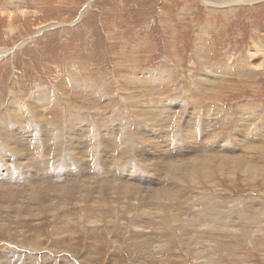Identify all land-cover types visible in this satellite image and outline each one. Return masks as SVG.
<instances>
[{"label": "rangeland", "instance_id": "1", "mask_svg": "<svg viewBox=\"0 0 264 264\" xmlns=\"http://www.w3.org/2000/svg\"><path fill=\"white\" fill-rule=\"evenodd\" d=\"M212 76L213 85L204 88L203 81ZM165 101L174 103L169 125L154 138L165 150L189 144L195 135L184 129L185 121L209 123L212 110L222 113L224 123L202 128L208 146L223 140L232 145L242 118L264 140V0H0V169H16L21 182L34 173L36 183L60 181L67 173L65 149L92 140L98 149L94 157L73 149L70 171L80 176H67L78 184L99 183L100 175L88 179L84 174L111 162L98 137L123 122L130 135L144 120L137 115L139 106L150 113ZM85 127L90 130L78 131ZM9 130L44 138L53 143L52 150L42 142L19 158L6 145ZM51 130L52 142L43 136ZM143 147L145 157L157 152ZM47 149L51 161L40 163L37 156ZM173 153L180 159L195 154L183 148ZM139 157L123 155L119 163L140 164ZM246 157L260 175L230 159L212 160L211 167L198 163L188 189L167 202L166 212L181 217L172 225L150 204L144 206L148 219L140 215L143 205L120 196L114 179L83 187L67 183L38 190L36 184L0 191V259L5 255L0 263L264 264V150ZM209 194L205 207L201 200ZM217 223L225 229L218 230ZM55 228L70 242L52 241Z\"/></svg>", "mask_w": 264, "mask_h": 264}, {"label": "bare ground", "instance_id": "2", "mask_svg": "<svg viewBox=\"0 0 264 264\" xmlns=\"http://www.w3.org/2000/svg\"><path fill=\"white\" fill-rule=\"evenodd\" d=\"M237 1H246V0H237ZM249 1H253V0H249ZM9 12H12V11H9ZM9 15L11 16L13 14L10 13ZM210 73L213 74L214 72H210ZM159 77H161V76H159ZM214 79L215 78L212 76L211 79L204 80L203 81L204 88L207 87V86L213 85ZM201 90H203L202 87L199 88V91H201ZM199 91H197V92H199ZM206 94H208V93H206ZM173 105H174L173 102H171V101H169V102L168 101H165L161 105H157L156 107H153V108H150V109L148 108L149 111H150V113L144 111L142 106H139L138 107V110H137L138 112L136 111L138 113L137 115L140 116L141 119H144V120H141V122L138 121L137 125L134 128H132V130L130 131V135H128V136H126L125 130L127 129V127L125 126L124 122H123V124L120 123L121 125L118 126V128H116V129H107V130L101 129V130H104L105 131V134L107 136L106 135H103L104 133H102L100 131V129H98V133H99V131L102 133V136L101 137H98V138H102L103 141H104V142H102V140H101V142L103 144L101 143L102 149H100V150L103 151V152H106L105 153L106 155H111V160H110L111 162L109 164H105L104 167H98L97 165H94L92 163L94 161L91 160L92 162H90V160H89V162L94 165L93 166V171H91V169L89 167L88 169H90V170H86L88 172L87 173L86 172L84 173V174H86V175L89 176L88 179H96V177L98 175H100L101 177H103V180H101L99 183H102V182H104L106 180H110L112 182L113 179H114V182H112V184L117 187L116 191H117V193L120 196H125V195L126 196H130L131 199H133V201H137V203H136L137 205H138V203L141 204V205H143V208L140 209V210H143L142 211L143 213L140 214V215H142L144 218L148 219V215H147L148 213H147L146 208L144 206H146V204H150L153 207H155L156 209H159V211L161 212V215L164 217V219L166 221H167V219L168 220L171 219V222H170L169 225L175 224L177 221H179L181 219V217H179L178 215H174V212H173V214L166 212L167 211L166 209L169 207L168 205L170 204L168 201H171V200H174V199L175 200L176 199L179 200L180 197L178 196V197L175 198V196L177 194H180V190L181 189L183 190V189H185V187H187V185H188V178H189L190 174H193V175L194 174H197V172L194 173L193 171H195L194 169L197 166L200 165V164L198 165V163L203 162V163H205V164H207V165L210 166L212 160H215L216 161V160H223V159L225 160V159H227V161H228L230 159V162L232 161L233 164H235V166L239 165L240 169H248L247 170V173L249 171L250 173L252 172V173H256V174L260 175V173H261L260 168L259 169H258V167L256 168L255 167L256 164L254 162L253 163L255 165L252 164L251 159L247 158L246 157V154H248V152H251V151H257V150L258 151L259 150L262 151V150H264V146L262 145L263 147H261V144H263L264 140H262L258 136V132L259 131L255 127L250 128L248 126L247 122L245 121V118L244 119L242 118L240 120L241 123H239L237 125L238 129L235 130V133L238 132V135L236 136L235 142L232 145H228V143L226 142V140H223L218 147H210V146H208L207 145L208 137L202 135V128H214L217 125H220V124H223L224 123V119L222 117V113H220V112H214L213 110L211 112H212V114H213L212 116H214V118L209 123L200 124L197 120H194V119H187L185 121V123H184V129L186 131H188V132H190V133H192V134L195 135V137L192 139L191 142H189V144H187L185 146L171 145L172 148H173L172 150H165L164 146H161V144L158 141L154 140V138L158 137L168 127V125H169V123H168V114H169L170 110L172 109ZM32 107H34V106H32ZM132 107H133V105H132ZM239 111H240V109H239ZM258 111H259V113L261 112L260 110H258ZM237 112H238V110H237ZM241 112L243 114V110L242 109H241ZM204 122H206V121H204ZM72 126H73V124H72ZM84 126L85 125H83V127ZM115 127H116V125H115ZM115 127L112 126L110 128H115ZM148 127H151L150 130L148 129ZM89 128H91V127H89ZM68 129H69V127L67 128L66 131L70 135V132H69ZM248 129H251L250 134L248 132ZM71 130L74 131V133H75V130L74 129L71 128ZM80 130L88 131L90 129H88V127L87 128L85 127V128H82V129H78V131H80ZM0 132H2V131L0 130ZM9 132H10V130H9ZM51 132H52V130L51 131H48V132H44L43 133V136H48V138L51 139L50 141L52 142V136H53V134ZM90 132H92V131H90ZM22 134H18V132L17 133L10 132L8 134V140L11 141V142H7V144H6L7 146H10V149H12L14 151L13 153H15L19 158H23L22 155L23 156L24 155H30V153H33V152L37 151L38 149H40L39 147L42 144V142H43V144L48 142L44 138H39V137L37 138L36 136H30V135H27V134L22 135ZM68 138H70V137H68ZM90 138H91V136H90ZM128 138L131 140L130 142L128 141ZM72 139H73V137H72ZM78 139H79V141H82L80 138H78ZM88 139H89V137H88ZM198 139H200V141L197 143ZM93 140H94V138H93ZM203 142H204V144H203ZM79 144L83 145V147L81 145H79ZM79 144H77V143L73 144L72 143V145H73L72 147H68V148L65 149V151H64L65 154L63 156V159L66 160L67 163L64 164V168L63 169L64 170H67L66 171L67 173L65 175H63V177H59V179H61L60 181L57 180V179L51 180L50 177H46V179L50 178V181H46L45 180V182L36 183V181H35L36 180L35 179L36 173H34V175H29V176L28 175L27 176H24L23 175L24 178H23V181L21 182V180H19L18 177H19V175H22V174H16V169H12V167L8 169L7 168L8 166L6 165V167L3 166L6 169H4V168H3L4 170H2V168L0 169V191L1 192H7L10 189H20V188L21 189H24L25 187L36 186V184H39L40 185L39 187L37 186V189L38 190L43 189L44 186H50V187H53V185L54 186L55 185L61 186V185H66L67 183L77 184V185L82 186V187L83 186H86V185L99 184L97 182V180H94L95 182L93 184L90 181H88V184H85V183L78 184L76 182L77 181L76 179H73L72 177H70V176L68 177L67 176L68 173H70V175H73V177H74V175L80 176L78 174L79 171H77L76 173L75 172L72 173L70 171V169L74 170L72 168V166L75 167L74 164L69 160L70 159L69 157H72V155H73V154H71L69 156V154L72 152L73 149H77V148L78 149H81V150H83L82 152H87L92 157H94V155H95V154H93V152L98 150L97 149V146H94L95 144L93 143L92 140H86L83 144L82 143H79ZM144 144L150 145L151 147L154 148V151H157V152H155L154 154H150L149 158L148 157H145V155L147 154V147H143ZM76 145H78V147H76ZM52 146H53V143L50 144L48 142L47 148L50 149V152L52 150ZM181 148H183L185 150V152H195V154H193L191 156H185V157H183V158L180 159L177 156V154H175L173 152L176 151V150H179ZM204 149H206V152H201ZM4 150H6V148ZM4 150H3V154L5 152ZM78 151H80V150H78ZM108 151H111V152L108 153ZM7 153H9V152L7 151ZM98 153H99V151H98ZM198 153H200L199 154V157H204V159H198L199 157L196 156V155H198ZM44 154H48V155L45 157ZM51 154L49 153L48 149L46 151H40L39 152V155L37 156V160L40 163H47L48 160L51 158L50 157ZM130 154L131 155L140 156L139 158H137V160L140 161V164L133 163V162H129V164L125 163L126 165H120L121 163H119V160H122L121 159L122 156L123 155H130ZM33 156H34V154H33ZM4 157H5V155H4ZM26 157L27 156H24V158H26ZM74 157L75 156L73 155V158ZM92 157H89V158H92ZM5 158L7 159V157H5ZM78 159L80 160V158H78ZM37 160H36V163L35 164L38 165V167H39V164H37V162H38ZM79 160H76V163L81 166V161H79ZM7 161H10V160H7ZM50 161H51V159H50ZM87 161H88V159H87ZM29 162H30V159H29ZM62 162H63V160H62ZM222 162H225V161H222ZM15 163H17V162H15ZM90 163H88V165ZM219 163H220V161H219ZM228 163H229V161H228ZM32 164L30 163V165H29V163H28L29 166H32ZM233 164H231V165H233ZM136 165H139V166H136ZM142 165H143V167H140ZM13 166H16L17 167V165H13ZM58 166H59V164H58ZM23 167H24V165H23ZM239 167H237V168H239ZM18 168L19 167H17V169ZM29 168L30 167H28V169ZM200 169H202V167ZM59 170H60V168H59ZM151 170H154L156 172V174L153 173V172H151ZM83 171H85V170H83ZM89 171H91V172H89ZM211 171H213V170H211ZM202 172H203V170H202ZM40 173H44L45 174V171L44 172L42 171ZM245 174H246V172H245ZM64 176L65 177L67 176V177L64 178ZM205 176H206V174H205ZM41 178H43V176ZM69 179H72V180H69ZM81 179L82 178H80L78 180H81ZM16 180H18V181H16ZM54 182H56V183H54ZM165 182H167V183H165ZM118 183H121V184L118 185ZM143 187H145V188H143ZM186 189H188V188H186ZM210 196H211L210 194L207 195V196H205V197L203 196L204 198L201 200V202H203V204H204L205 207H206V205L211 200V199H209ZM167 202L169 203L168 205H167ZM16 211H19V209H16ZM172 211H170V212H172ZM49 214H51L53 216L54 215V212H49ZM237 215H239V214L236 213V216ZM233 216H235V215H233ZM221 219H222V221L224 219H226V215H223V217ZM140 221H141V219H136L134 221V223H138ZM163 222H165V221H163ZM164 224H166V223H164ZM215 225H217L215 227L218 230L225 229L224 224L217 223ZM225 226H226V222H225ZM213 227H214V225H213ZM188 229H191V228H188ZM62 233H63V230H61L60 228H55L54 229V237H56L57 239H55V238L53 239L52 238V241L54 240V242H59L61 240V242H62V241H65L66 240V242L67 241L70 242V239H68L66 237H64L63 239H61L62 237L61 238L59 237L60 234H62ZM189 233H191V232H189ZM185 237H186V235H185ZM214 238H216V237H214ZM184 239H186V238H184ZM191 240H192V238H191ZM222 241H224L223 238H222ZM222 241L220 240L221 243H222ZM207 242H209V241H207ZM207 242H206V244H208ZM19 243H22V242H19ZM227 245H228V242H225V244H223L222 246L225 247ZM70 247H72V246H70ZM158 248H160V245H158ZM217 249H219V248H217ZM226 249H228V247H226ZM11 250H13V249H11ZM17 250H21V249H17ZM22 250H23V248H22ZM75 250H77V249H75ZM13 251H16V250H13ZM225 251H227V250H225ZM91 253H93V252H91ZM12 254L13 253H11V255ZM7 256H9V255H7ZM91 256H92V254H91ZM3 257H1L0 260H2ZM9 257H11L13 259L15 257V255H14V257H12V256H9ZM27 259H32V258L31 257H27ZM18 262H19V260H18ZM11 263H13V262L11 261ZM95 263L97 264L99 262H95ZM3 264H10V262L6 261ZM22 264H24V263H22Z\"/></svg>", "mask_w": 264, "mask_h": 264}]
</instances>
